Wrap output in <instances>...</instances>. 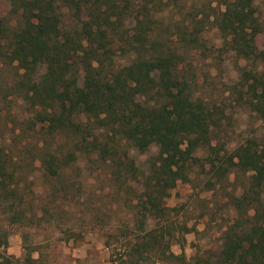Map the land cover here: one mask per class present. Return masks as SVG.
<instances>
[{
  "label": "trees",
  "instance_id": "trees-1",
  "mask_svg": "<svg viewBox=\"0 0 264 264\" xmlns=\"http://www.w3.org/2000/svg\"><path fill=\"white\" fill-rule=\"evenodd\" d=\"M255 1L212 0L216 11L211 21L206 18L223 45L244 62L260 57L256 40L264 26L257 18ZM5 2L0 10V60L14 68L16 79L8 90L28 109L19 118L17 130L0 125V264L27 263L5 252L6 229L57 218L27 187L32 169L23 173L19 151L10 147L15 141L18 149L29 152L31 148L36 153L31 162L37 161L35 170L43 180H58L78 158H85L102 165L114 162L116 174L123 177L120 187L139 184L128 213L141 235V245L117 247L109 229L103 232L110 264H123L131 253L141 255L139 248L143 250L145 243L152 247L161 240L153 229L145 228L147 218L163 216V200L178 181L187 180L186 170L197 161L193 154L210 146L211 115L189 94L180 76V55L169 46L173 37L196 45L201 35L187 32L183 21H174L176 35L168 33L161 39L156 30L162 23L155 18V8L166 0ZM122 58L125 63L118 64ZM239 78L260 110L264 68L259 72L257 67H241ZM23 132L31 135L24 138ZM64 135L75 139L65 146L54 144ZM125 145L137 152L157 147L145 171L135 165L127 150L119 152ZM230 155L229 163L235 158L242 162L244 172L252 173L249 186L264 192V149L238 145ZM216 161L214 173L229 172L217 154ZM258 197L228 199L232 207L247 205L245 215L252 208L249 226L241 231L227 228L214 260L200 257L195 264H264V206Z\"/></svg>",
  "mask_w": 264,
  "mask_h": 264
},
{
  "label": "rangeland",
  "instance_id": "rangeland-1",
  "mask_svg": "<svg viewBox=\"0 0 264 264\" xmlns=\"http://www.w3.org/2000/svg\"><path fill=\"white\" fill-rule=\"evenodd\" d=\"M5 6L6 2L0 0V10ZM214 7L212 0H166L155 8V18L162 23L156 30L161 39L168 33L176 35L174 21H183L187 32L200 33L201 39L196 45L188 46L173 37L169 46L180 55V76L187 82L189 94L201 101L213 123L210 146H202L193 154L197 161L186 170L187 180L178 181L163 200V216L147 218L145 228L153 229L161 240L157 239L158 243L152 247L143 243V250L139 248L141 255L131 253L123 264H130V261L136 264H195V259L200 257L213 261L223 232L229 227L244 230L253 213L250 208L245 215L247 205L232 207L228 199L244 196L249 201L258 194L264 206V192L249 186L252 173L244 172L242 162L235 158L232 163L227 161L238 145L264 149V101L257 107L260 110H256V99L249 95L239 78L241 67L263 70L264 31L256 40L260 57L255 62H244L223 45L218 31L210 23L216 11ZM255 8L264 26V0H256ZM125 60L119 59L118 64ZM14 78V68L0 60V125L17 130L19 118L28 107L8 90ZM23 134L24 138L31 135L29 132ZM74 139L68 135L58 136L54 144L65 146ZM47 142L52 144L50 138ZM11 143L10 147L19 151L17 158L23 173L32 169L27 187L32 189L34 196L40 197L41 206L57 216L55 220L34 222L22 229H6L5 252L7 248H17V258L27 259V263L20 264H110L109 250L103 246L106 229L114 236L117 247L127 243L141 245V235L132 226L128 213L140 186L131 183V188L120 187L123 177L116 174L114 162L102 165L78 158L58 180L48 181L41 179L35 170L37 161L31 162V155L36 153L31 148L29 152L28 148L18 149L16 141ZM156 149L152 146L137 152L125 145L119 152L127 150L135 165L145 171L146 162L156 154ZM216 154L228 173H214L218 162H214ZM26 198L30 197L26 195ZM119 198H129L132 202L129 205ZM35 203L33 201L32 206Z\"/></svg>",
  "mask_w": 264,
  "mask_h": 264
},
{
  "label": "crops",
  "instance_id": "crops-1",
  "mask_svg": "<svg viewBox=\"0 0 264 264\" xmlns=\"http://www.w3.org/2000/svg\"><path fill=\"white\" fill-rule=\"evenodd\" d=\"M17 250L18 249L15 247H12L11 249L7 248V253L12 254V255H14L13 257L17 258V256H19V253L17 252ZM19 260H21V259H19Z\"/></svg>",
  "mask_w": 264,
  "mask_h": 264
}]
</instances>
